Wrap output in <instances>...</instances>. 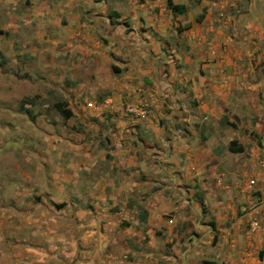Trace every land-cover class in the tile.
<instances>
[{"label":"crops","instance_id":"0c3cea01","mask_svg":"<svg viewBox=\"0 0 264 264\" xmlns=\"http://www.w3.org/2000/svg\"><path fill=\"white\" fill-rule=\"evenodd\" d=\"M26 2L63 30L43 82L84 131L54 145L53 205L0 219V264H264V0Z\"/></svg>","mask_w":264,"mask_h":264},{"label":"rangeland","instance_id":"374dc122","mask_svg":"<svg viewBox=\"0 0 264 264\" xmlns=\"http://www.w3.org/2000/svg\"><path fill=\"white\" fill-rule=\"evenodd\" d=\"M26 1L0 0V219L9 217L10 208L25 210L45 200L53 205L51 196H43L54 192L50 181L55 182L61 161L54 145L69 143L84 131L79 119L66 120L56 111L61 92L43 82L53 79L65 60L62 48H48L63 30L49 33L44 21H36L39 6ZM49 1L63 11L61 17L69 13L66 0ZM25 12L34 19L31 24Z\"/></svg>","mask_w":264,"mask_h":264},{"label":"trees","instance_id":"16d2710c","mask_svg":"<svg viewBox=\"0 0 264 264\" xmlns=\"http://www.w3.org/2000/svg\"><path fill=\"white\" fill-rule=\"evenodd\" d=\"M167 2V6L168 8H170L173 12L177 13V14H184L186 12V7L183 5H176L173 0H166ZM55 109L57 112H59L61 114V116L66 119L69 120L72 118V112L70 109L67 108V104L60 102L54 105ZM237 144L236 143H232L230 146V149L232 152H242V148L241 147H236Z\"/></svg>","mask_w":264,"mask_h":264},{"label":"built area","instance_id":"2783aa9c","mask_svg":"<svg viewBox=\"0 0 264 264\" xmlns=\"http://www.w3.org/2000/svg\"><path fill=\"white\" fill-rule=\"evenodd\" d=\"M88 107L90 109H94L97 107V104L89 103ZM125 111L128 115L132 117H136V118H143L147 114L146 108L144 106L142 107V106H137V105H128L126 106ZM251 184L253 185L254 182H252ZM258 226H259L258 220L254 219L250 225L251 231L254 232L258 228Z\"/></svg>","mask_w":264,"mask_h":264}]
</instances>
